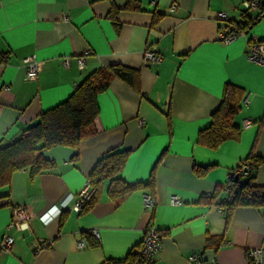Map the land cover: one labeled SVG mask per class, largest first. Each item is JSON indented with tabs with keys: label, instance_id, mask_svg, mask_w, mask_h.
<instances>
[{
	"label": "crops",
	"instance_id": "obj_1",
	"mask_svg": "<svg viewBox=\"0 0 264 264\" xmlns=\"http://www.w3.org/2000/svg\"><path fill=\"white\" fill-rule=\"evenodd\" d=\"M245 1L133 0L127 9L128 0H0V145L15 140L100 68L134 69L140 85L137 93L113 79L98 96L96 135L81 143L76 161L73 150L55 147L43 151L55 164L51 171L11 175L0 190V243L11 236L14 245L0 250V264H129L149 224L162 245L150 264H248L246 251L264 242L263 213L236 207L226 221L206 197L224 199L237 164L251 153L264 155V68L245 59L249 39L264 41V15L246 37L217 40V14L241 21ZM172 3L176 9L169 13ZM146 48L161 62L144 65ZM85 51L90 54L79 69L75 59ZM28 56L42 63L33 81L24 76ZM64 57L71 58L69 68L62 66ZM227 84L245 96L239 131L208 149L196 142L197 134L208 127ZM245 119L250 128H243ZM113 150L130 151L122 172L128 183L145 182L155 168L153 207L143 208L144 189L111 199L104 180L89 210H72L96 163ZM202 168L204 174L197 175ZM256 183L264 185V164ZM172 196L178 205L170 203ZM17 205L30 212V231L7 228ZM55 206L64 207L57 216ZM82 238L87 247L80 250L76 242ZM35 241L46 247L37 249Z\"/></svg>",
	"mask_w": 264,
	"mask_h": 264
},
{
	"label": "trees",
	"instance_id": "obj_2",
	"mask_svg": "<svg viewBox=\"0 0 264 264\" xmlns=\"http://www.w3.org/2000/svg\"><path fill=\"white\" fill-rule=\"evenodd\" d=\"M258 2L260 5L256 18H250L248 12L243 10L241 21L228 19L227 24L232 30L246 33L264 15V0ZM133 3V0H128L127 9ZM154 17V22L160 18L159 15ZM138 78L136 70L122 65L100 68L87 75L64 102L41 113L37 121L25 128L15 140L0 145V190L9 186L14 172L29 169L31 176H37L51 171L55 164L43 156L44 150L55 147L69 148L75 152L72 160L76 161L81 143L96 135L94 122L99 114L98 96L109 88L113 79L123 81L140 93ZM244 98L242 89L227 84L220 105L211 115V122L207 128L198 132L196 142L208 149H216L224 141L236 136L239 131L236 119L243 108ZM165 116L168 119L170 117L168 112ZM129 154L130 151L113 150L96 163L88 178L95 191L90 202L80 212H85L93 206L104 180L108 181L107 193L111 199L115 200L132 191L144 189L154 200L155 168L143 183L131 184L123 179L122 172ZM242 164L248 167L247 174H235L233 170L224 187V199L218 201L212 195L208 197V200L225 214L226 221L236 207H253L261 210L264 216V185L256 183L259 168L264 164V155L251 153L236 167ZM205 170L206 168L197 169L196 174L202 176ZM90 236L92 237L91 234ZM128 257L129 264L137 259L131 252ZM248 264L252 263L248 260Z\"/></svg>",
	"mask_w": 264,
	"mask_h": 264
},
{
	"label": "built area",
	"instance_id": "obj_3",
	"mask_svg": "<svg viewBox=\"0 0 264 264\" xmlns=\"http://www.w3.org/2000/svg\"><path fill=\"white\" fill-rule=\"evenodd\" d=\"M258 0H249L245 1L241 4V7L244 11L247 12H257L259 8ZM176 9V4L172 3L167 8V12L172 13ZM66 20V18H64ZM217 20L221 22L217 30V40L221 43L227 44L236 38L239 37H246V33L244 32H237L231 29L230 25L227 24L228 17L224 13L217 14ZM90 54L89 51H85L81 56H78L75 59L76 66L79 69H83L85 65V59ZM161 56L153 51L151 48H146L143 54V63L144 65L148 64L149 62L158 64L161 62ZM245 59L253 64L261 66L264 68V41L256 40V39H249L247 42L246 52H245ZM62 66L64 68H69L71 66V58L64 57L62 58ZM42 63L37 61L35 56H28L23 59V66L25 71V79L26 80H36L38 74L41 70ZM246 100H244V103ZM144 124V120H139V125L142 126ZM252 126L250 120L245 119L243 120V128L247 129ZM248 167L244 164L240 165L239 167H235L234 172L235 174H247ZM94 188L89 179L81 188V190L76 194V200L72 206V210L76 212H80L82 208L90 202ZM206 197H209L207 195ZM170 203L172 205H178L180 200L177 196H172L170 198ZM154 205V200L152 196L148 193L146 194L144 201H143V208L145 210H150ZM64 207H53L52 215L57 216L59 215ZM31 219L32 216L27 208L21 205H17L12 209V216L9 225L7 226L8 229H17L19 231H30L31 230ZM94 240L99 241V235L96 230L89 232ZM14 245V239L11 236H5L0 243V250L1 252L9 251L12 246ZM35 246L37 249L46 247V244H38L35 241ZM87 247V242L84 238L78 240L76 242L77 249H84ZM161 236L154 225L149 224L144 231V236L141 243L135 246L131 253L132 255L136 256L137 259L134 260L132 264H150L154 259H156L161 251ZM247 260H249L252 264H264V242L261 246L256 248H251L246 251ZM190 261L195 260L194 256L189 258Z\"/></svg>",
	"mask_w": 264,
	"mask_h": 264
},
{
	"label": "water",
	"instance_id": "obj_4",
	"mask_svg": "<svg viewBox=\"0 0 264 264\" xmlns=\"http://www.w3.org/2000/svg\"><path fill=\"white\" fill-rule=\"evenodd\" d=\"M251 30V28H249V31ZM249 31H247L246 33H248Z\"/></svg>",
	"mask_w": 264,
	"mask_h": 264
}]
</instances>
